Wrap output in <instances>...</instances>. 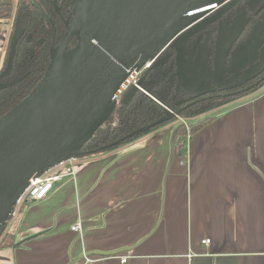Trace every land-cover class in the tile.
Masks as SVG:
<instances>
[{"label": "crops", "instance_id": "0c3cea01", "mask_svg": "<svg viewBox=\"0 0 264 264\" xmlns=\"http://www.w3.org/2000/svg\"><path fill=\"white\" fill-rule=\"evenodd\" d=\"M13 50L0 20V69ZM186 121L204 123L182 143L173 122L76 159L74 178L1 226L0 264H264V89Z\"/></svg>", "mask_w": 264, "mask_h": 264}, {"label": "water", "instance_id": "95a60500", "mask_svg": "<svg viewBox=\"0 0 264 264\" xmlns=\"http://www.w3.org/2000/svg\"><path fill=\"white\" fill-rule=\"evenodd\" d=\"M226 1L71 0V12L64 18L58 0H54L55 12L64 21L66 33L57 46L53 43L49 67L37 87L0 119V227L32 181L61 160L95 152L88 151L87 145L113 114L117 100L127 92L132 80L149 63L144 74L161 68L167 75L163 67L172 55L161 60L165 50L175 54L172 68L177 73L171 80L178 77L183 81L178 86L180 92L199 96L207 92L203 91L207 84L220 86L225 82L226 86L219 90L240 86L233 85L232 80L257 59L264 45V22L256 21L250 37L240 46L239 39L250 19L235 21L229 30L223 29L224 16L237 5L236 0ZM257 1L247 3L249 11L253 12ZM214 25L219 26V38L213 64L203 60L202 52L193 61L192 51L186 64L189 42ZM74 39L76 46L68 50ZM13 52L8 56L9 63ZM144 81L143 75L139 86ZM263 81L264 77L229 96L249 91ZM5 88L1 85L0 91ZM130 90L125 99H120L125 105L134 99L138 88ZM182 110L170 111L97 150L117 147L126 139L179 118ZM125 250L92 255L115 256Z\"/></svg>", "mask_w": 264, "mask_h": 264}, {"label": "trees", "instance_id": "16d2710c", "mask_svg": "<svg viewBox=\"0 0 264 264\" xmlns=\"http://www.w3.org/2000/svg\"><path fill=\"white\" fill-rule=\"evenodd\" d=\"M58 5L62 8V16L66 18L71 12V0H58ZM0 20L13 23L14 52L6 76L11 78L17 77L18 79L16 83L0 92L1 119L13 107L25 99L40 83L51 61L53 43L55 46L60 43L66 33V26L62 18L55 12L54 0H0ZM76 42V39H74L68 49L74 48ZM256 77H252L248 82ZM262 86H264V82L246 94L253 93ZM147 90L161 104L150 99L148 96L136 103H134L135 99H133L128 105L120 102L113 114L106 121L105 128L97 135V139L101 143L100 147L107 143L111 144L117 140H121L139 128L165 117L168 112L162 107V104L171 109V111H177L189 102L168 98L160 99L158 96L153 95L149 89ZM219 91L211 90L199 95V97L203 98L182 110L180 117L184 119L195 118L244 96H227L224 98L219 93L226 90ZM176 120L177 118L148 132L126 139L118 146L129 143ZM125 122H133L134 126L130 130L122 132L124 128L122 129L121 125ZM203 123L192 124L189 128V133L192 134ZM187 133L186 126L179 124L174 130L173 141L184 142ZM105 151L95 150V152L88 154V156L97 155Z\"/></svg>", "mask_w": 264, "mask_h": 264}, {"label": "flooded vegetation", "instance_id": "af4514ba", "mask_svg": "<svg viewBox=\"0 0 264 264\" xmlns=\"http://www.w3.org/2000/svg\"><path fill=\"white\" fill-rule=\"evenodd\" d=\"M236 1H237V5H236L235 9H233L231 12L227 13V15L224 16V20L222 21V26L224 27L223 29H228L229 30L232 25L237 23V21L241 22L243 19H250V23L247 25L244 33L242 34V36L239 39V43L241 44L240 46H242L243 44L246 43V41L250 37V35H251L252 31H253L254 23L256 21H259V20H262L264 22V0H258L257 1L253 12L249 11V8L247 7V3L250 0H236ZM218 27L219 26H217V25L211 26L210 28H208L207 30H205L204 32H202L201 34L196 36L192 41L189 42V44L187 45V49H188V53H187V56H186L187 59L189 58V54H190L191 51L194 54L193 55V61L196 60L197 54L202 52L203 60L205 61V59H208L207 62L209 61V63L211 65L213 64L214 57H215L216 43H217V40L219 38ZM263 37H264V34H263ZM169 55L170 56L172 55V56L168 58V61L165 63V65L163 67L164 73H167L166 76L164 74H162L163 70L161 68L154 69L150 73L144 74L145 81H147L149 83V84H147L149 91L153 95L158 96L160 99H167L168 95L170 93H168V91H166V90L158 92V89H157L158 86H159L158 83L159 82H163V83H168V84L172 85L173 88H175V90L173 91L175 97L173 99H176V100H179V101H189L186 104V106H184V107L190 106L195 101L201 100L203 97H199L196 94H192V93L189 94L188 92H180L179 89H178V86H180L181 83H183V81H180L178 77H175V78H173V80H171V76H173L174 74L177 73V69H173L172 68V64L175 61V54H174L173 50H171V49L165 50V52L163 53V55L161 57V60L165 59ZM187 59H186V64L189 61V59L188 60ZM175 68H176V66H175ZM8 70H9V68H5L4 69V74L1 75V77H0V86L1 85L6 86L5 89L9 88L12 84L16 83L17 80H18L17 77H12V78L11 77H7L6 73L8 72ZM157 77H158L159 81H156L154 79V78H157ZM254 77H256V78L251 80V81H249V82L247 81L246 83L242 82L243 80H241V82H239L241 84L240 86L235 87L232 90L230 89V90L223 91V92H221L219 94L221 96H223V97L225 95L224 98H226L227 95L229 96L232 93L241 92L243 90H246L247 88H249V87L255 85L257 82L261 81V79L264 77V69H263V71L261 73L256 74ZM148 78H151V79L148 80ZM249 78L251 79L252 77H249ZM249 78H246V79L248 80ZM186 83L188 84V86H192L191 85L192 83H190V80H187ZM239 83L233 84V85H238ZM261 83L262 82H260V84ZM225 84H226L225 82H223L220 86L215 84V88L218 89V90H214V91L220 92L219 91V87H225L226 86ZM259 85L254 86L249 91L255 89V87H257ZM227 88H228V86H227ZM5 89L1 90L0 92L4 91ZM203 91H205V89ZM249 91H246L244 93L238 94L237 96L245 95ZM202 92H199V93H202ZM237 96H233V97H237ZM150 99L158 102V99H156L154 97L150 98ZM158 103L161 104L160 102H158ZM162 106L164 107V105H162ZM184 107H182L180 110H182ZM182 119H184V118H182ZM100 144H101L100 141H98V139L96 137L95 139H93L87 145V150L88 151L97 150L98 148H100ZM107 144H109V143H107Z\"/></svg>", "mask_w": 264, "mask_h": 264}, {"label": "built area", "instance_id": "2783aa9c", "mask_svg": "<svg viewBox=\"0 0 264 264\" xmlns=\"http://www.w3.org/2000/svg\"><path fill=\"white\" fill-rule=\"evenodd\" d=\"M230 1H233V0H227L226 2H230ZM149 67H150V63L136 76V78L132 80V82L130 83V85L127 87L125 91H128L129 89L133 87H137L138 90L147 94L146 91H144L141 88V86H139V81H140V78L144 75V73ZM150 97L153 98L151 95ZM120 101H121L120 99L117 100L118 105L120 104ZM185 126L187 130H189V125L185 124ZM187 138L189 139L190 136L188 135ZM78 158L79 157H72V158L61 160L53 168L47 171L42 177L32 181L30 185L28 186V188H26V190L23 192V194L20 196V198L16 202V205L10 217L15 216L18 210H20L22 207H25L32 203L43 201L48 196V194L51 192L55 184L63 182L66 178H74L76 176V173L74 170V164H75L76 159ZM82 229H83L82 223H77L71 228V230L76 233L82 232ZM203 244L209 245L210 240H205ZM129 258H130L129 255L120 257V261L123 264H126ZM85 259L87 263H91L95 261V260L90 259L87 256H85Z\"/></svg>", "mask_w": 264, "mask_h": 264}, {"label": "rangeland", "instance_id": "374dc122", "mask_svg": "<svg viewBox=\"0 0 264 264\" xmlns=\"http://www.w3.org/2000/svg\"><path fill=\"white\" fill-rule=\"evenodd\" d=\"M76 44H77V42H76ZM69 50V49H68ZM7 58L8 57H6V61H7ZM5 61V62H6ZM2 69V70H1ZM0 69V77H1V75H3L4 74V69H5V65L2 67ZM263 69H264V45L261 47V49L259 50V52H258V56H257V59L253 62V63H251L250 65H248L245 69H243V70H241V72L239 73V75L238 76H236V78L234 77L233 78V80H232V82L235 84V83H239V82H241V80H243L246 76H248V78L249 77H254L256 74H259V73H261L262 71H263ZM162 73V72H161ZM159 76V75H158ZM149 79H151V78H148V80ZM153 79V78H152ZM156 81H159V79H158V77L157 78H154ZM165 82V81H164ZM147 84H149L147 81H144V85H142L141 86V88L144 90V91H146L147 89H148V86H147ZM158 92L159 91H163V90H166V91H168V93H170L169 95H168V99H173L174 97H175V95H174V93H173V91L175 90V88H173L172 87V85H170V84H168V83H163V82H159L158 83ZM214 85H212V84H207L206 85V87H205V91H211V90H213L214 89ZM132 89V88H131ZM263 89H264V87L262 86L261 88H259L258 90H256L255 92H253V93H249V94H245L243 97H241V98H238V99H236V100H234V101H231V102H228V103H226V104H224V105H222L221 107L222 108H228V107H230V106H233V105H235V104H237V103H242V102H244L245 100H248V99H250V98H252V97H254V96H256L257 94H259V93H261L262 91H263ZM148 91V90H147ZM147 91H146V93H147ZM131 92V90L129 89L125 94H123V96L121 97V98H119V99H125V97L127 96V95H129V93ZM151 95V94H150ZM150 95H149V93H147V94H145L144 92H142V91H140V90H137V93H136V95H135V97H134V99H135V101H134V103H136L137 101H140V99H142V98H146V96H148V97H150ZM152 96V95H151ZM153 97V96H152ZM151 98V97H150ZM118 105V104H117ZM163 105V104H162ZM163 107V106H162ZM164 109L168 112V114L170 113V111H171V109H169V108H167V107H165L164 106ZM175 122H177V123H182V124H190L188 121H186V123H183V119L181 118V117H179V118H177V120L175 121ZM190 122H192V121H190ZM105 126H106V122H105V124L104 125H102L101 126V128H100V130L98 131V133L95 135V137H94V139L97 137V135L99 134V132L101 131V130H103L104 128H105ZM134 126V124H133V122H125L124 124H122L121 125V128L123 129L124 128V130L122 131V132H126L127 130H129L130 128H132ZM189 128H190V125H189ZM187 129V128H186ZM3 232H4V230H3ZM2 232V229H1V231H0V234H2L3 233ZM4 234V233H3ZM2 234V235H3ZM1 236V235H0Z\"/></svg>", "mask_w": 264, "mask_h": 264}]
</instances>
